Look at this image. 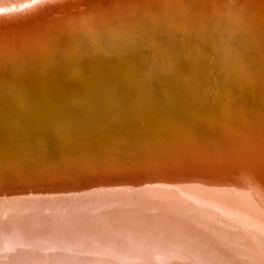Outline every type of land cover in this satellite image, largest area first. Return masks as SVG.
<instances>
[{
	"label": "bare ground",
	"instance_id": "1",
	"mask_svg": "<svg viewBox=\"0 0 264 264\" xmlns=\"http://www.w3.org/2000/svg\"><path fill=\"white\" fill-rule=\"evenodd\" d=\"M0 264H264V0H0Z\"/></svg>",
	"mask_w": 264,
	"mask_h": 264
},
{
	"label": "snow or ice",
	"instance_id": "2",
	"mask_svg": "<svg viewBox=\"0 0 264 264\" xmlns=\"http://www.w3.org/2000/svg\"><path fill=\"white\" fill-rule=\"evenodd\" d=\"M33 3H39L40 0H32ZM22 7H28V5H22ZM78 53L76 51H72V52H68V53H64L60 50H57L55 53H54V56L56 57H65V58H70V57H75ZM239 58H243L245 56V53L244 52H238L236 54Z\"/></svg>",
	"mask_w": 264,
	"mask_h": 264
}]
</instances>
